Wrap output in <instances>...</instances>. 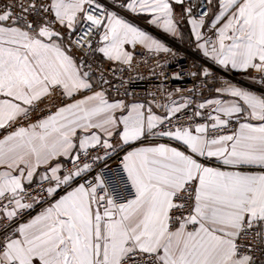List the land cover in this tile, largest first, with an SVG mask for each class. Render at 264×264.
Masks as SVG:
<instances>
[{
    "label": "snow or ice",
    "instance_id": "snow-or-ice-1",
    "mask_svg": "<svg viewBox=\"0 0 264 264\" xmlns=\"http://www.w3.org/2000/svg\"><path fill=\"white\" fill-rule=\"evenodd\" d=\"M123 6L175 34L172 0ZM218 6L210 22L215 39L203 33L207 10L189 20L198 48L224 68L259 73L264 83V0H218ZM96 36L101 46L94 51L129 67L133 54L125 45L169 51L97 0L0 6V264H257L241 240L254 233L264 242V94L224 81L217 98L197 105L210 109L206 122L174 123L188 100L169 93L170 103L129 104L95 90L92 65L72 51L92 49ZM200 110L193 115L201 117ZM149 136L184 150L131 147ZM118 150L122 189L104 172L111 174L107 162ZM41 203L47 207L20 222Z\"/></svg>",
    "mask_w": 264,
    "mask_h": 264
},
{
    "label": "built area",
    "instance_id": "built-area-1",
    "mask_svg": "<svg viewBox=\"0 0 264 264\" xmlns=\"http://www.w3.org/2000/svg\"><path fill=\"white\" fill-rule=\"evenodd\" d=\"M12 2L13 0H0V6ZM97 2L102 4L104 8L111 7L106 0H97ZM188 8L192 9L191 15L186 11ZM183 10V20L188 23L192 18H199L202 10L208 11L207 0H184ZM31 18L30 16L29 19ZM53 27L66 35L65 29L60 25L54 24ZM79 35V32L72 34V39L75 40ZM160 38L166 43L169 51L150 53L145 50L137 53L133 56L131 67L99 58L97 51H94L98 48V36L93 37L92 49L73 48L72 54L78 61L83 59L92 65L93 79L97 88L100 90L102 88L110 96L141 103H146L155 98L159 103L165 104L168 102V94L171 93L172 96L178 95L181 100L179 102L188 100L190 102L188 108L178 114L179 121L174 119V123H191L193 127L197 123L206 122V116L195 117L193 114L195 111L200 110L197 108L198 101L209 92L212 86H220L224 81H229L256 94H264V83L259 81V73L254 72L248 75L228 71L197 54L194 41L182 44L167 37L160 36ZM65 43H67L66 39ZM206 69L209 73L207 76L204 75ZM102 79L107 80L108 84H102ZM59 102V100L55 101V103ZM52 103L53 101L48 100L41 104L40 108L33 114V121L44 114L41 109H45V105L51 106ZM189 117H192L191 121H189ZM236 126L235 122L231 125L233 128ZM155 138L149 136L143 138V141H150ZM115 140L113 139V141ZM122 148L127 150L128 146L124 145ZM122 156L123 151L118 150L108 160V165L119 163ZM64 165L65 167H71L69 162H65ZM102 169L103 166L101 165L100 170ZM37 184L38 181L33 183L31 188L36 189ZM62 194V192L59 193V195ZM43 207H47V204L41 203L33 209L26 210L29 214H22L20 222L40 211ZM241 242L252 246L251 250L257 264H264V252L261 251V249H264V242L258 236L251 233L243 237Z\"/></svg>",
    "mask_w": 264,
    "mask_h": 264
},
{
    "label": "crops",
    "instance_id": "crops-1",
    "mask_svg": "<svg viewBox=\"0 0 264 264\" xmlns=\"http://www.w3.org/2000/svg\"><path fill=\"white\" fill-rule=\"evenodd\" d=\"M106 1L111 5V7H106L105 9H107L108 11L116 12L119 16L126 19L128 22H130V23L134 24L135 26L141 28L142 30L148 32L150 35H152L154 38H156L162 44H164L165 47H167V45L160 38V36L167 37L169 39L180 42L182 44H188V43L194 41L195 42V52L197 54H199L200 56H202L203 58L207 59L208 61L215 63L213 60L209 59L208 57H205L203 54V50L198 48V46H197L198 42L196 41V39L192 33L191 24L189 23V21H188V23H185V21L183 20L184 0H183V4H178L175 2V0H172L173 9H174V17L173 18H174V22L176 23L175 34L164 31V29L161 26H158L157 24L149 23L151 17L148 15H137V14L132 13L129 10H127V8H125L123 6L126 3V0H106ZM207 6H208L209 12H208V16L205 18L206 25L203 29V33H204L205 38L212 37L213 39H215V33L210 30V22L215 18V14L218 13V11H219L218 0H212V3L211 4L207 3ZM197 19H199V18H197ZM201 42H203V41H201ZM99 46H101V45H100L99 37H98V47ZM125 48H126V50L132 52L133 56L136 55L137 53L145 51V49L143 47H141L140 45H136L135 48H133L131 45H125ZM97 56L101 59L108 60L107 58H105L103 56L102 53H99L98 51H97ZM108 61H110V60H108ZM111 62L119 63V62H115V61H111ZM215 64L222 67L221 65H219L217 63H215ZM222 68H224V67H222ZM224 69L231 71V72H234V73H240V74H248L249 75L251 73H254V71H249L247 73L241 72V71H238L235 69H231L230 66H229V68H224ZM92 82L94 85H96L95 80L93 78H92ZM216 87H219V86H212L210 88L209 92L199 99L198 104L204 102L206 99L217 98V93L215 92ZM95 90L99 91L100 89H98L96 87ZM88 94H90V93H88ZM106 96L110 100H117V99L124 100L126 103H129V104L132 102H138L135 100L113 97V96H110L108 94H106ZM172 99L176 100L177 102L181 101L179 99L178 95H173ZM167 103H170L169 99H168ZM154 111H156L157 114H163V109H159V108L154 107ZM208 111H210V109L201 110V112L203 113L202 116H206ZM113 139H118V136L113 137ZM159 143L170 144L171 146L179 147V148H181V150H184L183 146L179 145L177 142L169 141V139L167 137H158V136L155 139L150 140V141H143V138H142L141 141L136 142L131 147L151 146V145H155V144H159ZM127 150H130L129 146H128ZM61 159H63V158H61ZM201 160H202V162L208 163L210 166H218V162H216L215 160L203 161V158H201ZM65 162H67V161H64V163ZM109 168L111 169V174H109L108 170H104L105 175L108 178V183L110 185L116 186V187L121 188V189L124 188L125 184H124V181L122 180L121 174L119 172V163L111 164V165H109ZM245 170H248V169H245ZM252 170L258 171V169H252ZM34 179H35V181H39L38 177H36ZM117 202H121L119 197L117 198ZM38 212L31 215L29 218H27L23 222H27V220L31 219V217L36 215Z\"/></svg>",
    "mask_w": 264,
    "mask_h": 264
}]
</instances>
